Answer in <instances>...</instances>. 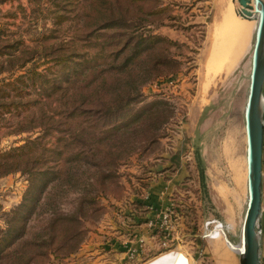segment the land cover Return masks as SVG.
I'll return each instance as SVG.
<instances>
[{
  "label": "rangeland",
  "instance_id": "rangeland-1",
  "mask_svg": "<svg viewBox=\"0 0 264 264\" xmlns=\"http://www.w3.org/2000/svg\"><path fill=\"white\" fill-rule=\"evenodd\" d=\"M233 1L111 2L113 12L128 22L125 31L141 26L139 31L143 35L164 37L176 45L160 48L165 58L174 61L162 69L166 70L164 74L145 84L139 100L121 117L104 120L100 125L120 127L145 117L151 108L164 110L161 117L164 122L159 131L152 132L157 142L145 150L140 147L120 166L115 183L107 185V192L100 194L101 209H91L88 217L79 221L76 229L84 233V240L78 251L67 257L65 250L50 256L48 264H77L80 260L76 258L82 250L88 253L99 248L102 249L94 260L101 257L99 264H160L172 252L180 254L175 264H239L222 231L226 230L231 243H238L247 197L242 111L249 85L255 28L246 29L240 49L234 36L226 42L227 54L213 52L216 39L220 43L221 35L228 29L229 23L224 18ZM82 2L0 0V38L18 48L42 47L44 36L55 28L53 18L79 17ZM160 6L165 11L159 13ZM81 24L77 18L65 22L59 40L71 41L82 28ZM117 35L114 30L97 33L94 52L99 55L107 42H113L116 48L120 45L117 42L127 40ZM105 52H109L108 48ZM221 57L227 63L217 69L216 63ZM46 60L37 54L12 76L0 75V85L16 80L31 69L44 73L48 67L55 70L53 63ZM22 97L32 102L44 100L43 94L35 93L30 87H25ZM25 107L10 108L11 111L0 109V153L22 147L43 134L40 128L17 132L18 121L37 109L35 103L31 110ZM51 113V109L47 110V114ZM46 140L49 146L56 142L55 136ZM54 164L49 162L45 169L54 171L50 168ZM48 176L39 177L33 184L21 171L0 176V238L4 236L12 241L23 231L26 222L33 219L46 193L44 185ZM159 193H164L165 201L159 202L156 196ZM62 205L70 210L68 204Z\"/></svg>",
  "mask_w": 264,
  "mask_h": 264
},
{
  "label": "trees",
  "instance_id": "trees-1",
  "mask_svg": "<svg viewBox=\"0 0 264 264\" xmlns=\"http://www.w3.org/2000/svg\"><path fill=\"white\" fill-rule=\"evenodd\" d=\"M112 1L83 0L79 17L56 16L55 28L44 36L42 47L18 48L0 38V75L12 76L37 54L55 66V70L48 67L45 73L31 69L0 85V109L11 111L10 108L25 105L31 110L36 104V111L31 110L18 121L17 132L36 128L43 131L26 145L0 153V176L21 171L28 175L31 184L39 177L50 176L33 219L12 241L0 238V264H48L50 256L64 250L65 257L74 255L84 240V233L76 229L79 221L85 220L91 209H101L100 194L107 192V185L115 183L120 166L140 147L145 150L157 142L152 132L159 131L164 122L162 109L151 108L145 117L120 127L100 125L104 120L121 117L139 100L142 87L164 74L166 70L162 69L174 61L165 58L160 48L176 45L164 37L143 35L141 26L125 31L128 22L113 12ZM163 11L165 8L160 6L158 12ZM123 13H127L126 8ZM75 18L81 20L82 28L71 41H60L62 26ZM110 30L127 40L117 42L120 45L116 48L113 42H107L98 55L94 52V38L97 33ZM107 48L109 52H105ZM25 87L43 94L44 100H23ZM49 109L51 114H47ZM51 136L56 138L53 146L46 140ZM51 161L56 163L50 167L55 170L47 171ZM62 204H68L70 210Z\"/></svg>",
  "mask_w": 264,
  "mask_h": 264
},
{
  "label": "water",
  "instance_id": "water-1",
  "mask_svg": "<svg viewBox=\"0 0 264 264\" xmlns=\"http://www.w3.org/2000/svg\"><path fill=\"white\" fill-rule=\"evenodd\" d=\"M237 15L257 24L249 85L243 106L246 134L247 199L235 254L239 264H262L264 149V0H238Z\"/></svg>",
  "mask_w": 264,
  "mask_h": 264
},
{
  "label": "bare ground",
  "instance_id": "bare-ground-1",
  "mask_svg": "<svg viewBox=\"0 0 264 264\" xmlns=\"http://www.w3.org/2000/svg\"><path fill=\"white\" fill-rule=\"evenodd\" d=\"M239 10V7L237 6V1L234 0L230 5H229V10H228V15L224 18V22L227 21L229 23V26H228V29L226 28V30L223 32V34L221 35L222 38H221V42H217V39L215 41V44H214V48H213V52L216 54V55H224L229 46L226 45V42L229 41L230 39L232 40L233 37L235 36V38H237V42L239 43L238 45V49L241 48V45L243 43V40L246 36V29L248 27H251L253 26V28H256V20L255 18L253 17L252 19H243L241 17H239L237 15V11ZM222 27V26H221ZM225 27V26H224ZM220 36V37H221ZM220 40V39H219ZM223 46V48H222ZM225 47V48H224ZM227 54V53H226ZM215 58H213L214 60ZM219 59V58H218ZM212 61L209 62V65H212L211 63ZM227 63V62H226ZM226 63H224V58L221 57V60L218 61L216 64H217V69H219L220 67H223V65L225 66ZM210 68V67H209ZM246 135V134H245ZM246 138V137H245ZM246 140V139H245ZM245 169H246V172H247V164H246V152H245ZM246 186H247V173H246ZM244 188V187H243ZM246 192V191H245ZM247 199V197H246ZM245 208H246V203H245ZM244 216V215H243ZM243 221V220H242ZM223 232V231H222ZM224 233V232H223ZM224 236V239L228 245V248L230 247L231 250H233V252H235L237 250V245L231 243L225 233L223 234ZM216 250V249H215ZM180 255V254H179ZM178 253L177 252H172L170 255H169V258L167 259V261L165 262H159L160 264H175L178 257H179ZM225 261V260H223ZM222 264V263H221Z\"/></svg>",
  "mask_w": 264,
  "mask_h": 264
},
{
  "label": "crops",
  "instance_id": "crops-1",
  "mask_svg": "<svg viewBox=\"0 0 264 264\" xmlns=\"http://www.w3.org/2000/svg\"><path fill=\"white\" fill-rule=\"evenodd\" d=\"M262 187H263V200H262V207H263V240H262V264H264V149H263V183H262ZM164 194V193H163ZM161 193H159V195L156 194L159 202L162 200V201H165L166 197H162ZM228 226H231L232 227V224L231 222H228ZM230 229V227L228 228ZM223 232L225 233L226 235V230L224 229ZM227 236V235H226ZM99 248V246L97 247ZM102 248H99L98 250H94V251H91V252H84L82 250V253L76 258L78 259L79 258V262L77 264H99V261L101 257H99L96 261H94L97 257L96 253L101 250ZM103 252V250H102ZM82 258V259H81Z\"/></svg>",
  "mask_w": 264,
  "mask_h": 264
}]
</instances>
